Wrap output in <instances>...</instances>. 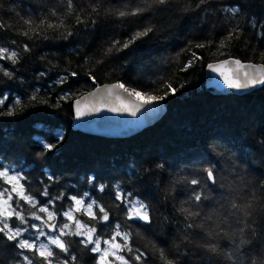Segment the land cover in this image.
Masks as SVG:
<instances>
[{
  "label": "trees",
  "instance_id": "obj_1",
  "mask_svg": "<svg viewBox=\"0 0 264 264\" xmlns=\"http://www.w3.org/2000/svg\"><path fill=\"white\" fill-rule=\"evenodd\" d=\"M84 2L73 0L77 9ZM115 2L99 0L102 8ZM195 5L196 0H181L175 10L145 19L143 23L129 25L127 29L118 27L114 18L108 17L98 21L95 30L91 26L85 30L83 25L77 26L74 16H70L65 24L78 35L68 40H44L20 35L22 30L27 29L23 20L31 18L38 22V17L46 16V9L52 6L62 11V0H0V21L6 25V30H0V46L16 49L20 53L19 63L15 65L7 60L0 61L5 68L14 72L11 80L0 74V94L7 93L9 101L12 96H19L25 102L22 112L19 107L16 109V116L0 117V163L15 165L17 170H23L29 178L25 187L39 201L38 207L49 198L64 193V199L55 204L59 214L62 206L69 204L68 196L77 195L79 198L82 193L89 192L109 210V224L122 215L123 206L117 208L118 202L112 199V186L119 183L123 191H131L134 197L143 199L150 209H155L152 224L129 222L140 233L137 236L136 231H133L134 248L148 251L147 242L154 241L166 250L170 249V258H174L178 264H231L215 254L206 253L204 249L185 246V231H190L197 239L203 232L199 228L186 230L183 227L186 217L174 209L179 208L180 202L187 198L191 189L183 183L173 184V181L180 177L200 178L204 175L203 168L213 166L218 179L223 177L221 182L227 186L221 188L209 184L206 190L208 199L203 200L199 209L202 217L204 213L211 214L215 209L224 213L220 217L223 222L216 229L219 236L214 233L207 239L217 243L223 252H231L236 247L233 241L238 243L243 235L245 239L252 240L244 248L248 255L264 251V188L260 186L264 184V173H256L253 169H264V86L245 97L248 103L256 101L261 113V121H255L257 128L253 142L248 145L251 151L258 153V157L254 155L252 160L247 155L249 148L242 144L243 135L238 123H231L229 129L225 126L215 137L210 134L216 128L215 121L209 122V133L203 132L205 127L198 131L204 113L209 110L203 109L204 104L196 100L201 96L206 102L202 94H207V101L213 98L206 90L199 93L198 89L201 86L204 88L206 65L227 58L216 53V48L219 41L226 37L229 28L239 25L242 31L238 36H233L230 42L226 41L228 47L221 51L243 62L264 64V37L258 35L264 28L253 29L249 26L253 18L258 24H264V0H212L210 13L206 16ZM232 5H239L240 13L232 15L221 11ZM149 25L156 29L149 37L137 40L127 50L117 52L113 49L112 53L105 54V49L113 39L123 41L134 31ZM48 35H52L51 31ZM12 40L16 41L15 45L11 43ZM209 40L212 41L211 47H195L196 43ZM23 44H28L31 52H24ZM193 52L203 59L194 60ZM190 60L194 66L186 72L181 71ZM41 72L46 75L41 76ZM72 72L78 75L72 77ZM87 73L96 77L95 83ZM60 76H67V82L57 84L56 80ZM115 82L148 90L156 96L168 93V84L177 91L175 95H167L164 100L168 104L164 119L138 136L109 140L75 132L72 129L74 101L99 85ZM35 89H39L38 99L48 100L49 104L28 105V98ZM192 92L196 93L191 96ZM65 93L74 95L67 102L60 101L62 107H53L58 97ZM232 101L238 103L241 101L240 96H234ZM8 106L6 103L4 107ZM190 117H193L190 123L194 128L188 122L184 123ZM154 128L172 135L171 143L160 144L158 136L150 141L149 133ZM57 130L63 132V142L53 151L38 155L44 150L37 139L54 143L51 134ZM191 133L197 141L180 148V143ZM212 147L216 153L209 150ZM246 158L250 161L248 165ZM45 171L54 180L49 181ZM92 176L108 186L104 193L96 191L95 185L89 182ZM44 185L48 186L49 197L40 195ZM233 195L235 198L232 199ZM232 202L239 206L252 204L255 207L258 213V217L255 216V236L247 231V235L238 231L240 225L236 227L238 218L235 219L238 211L231 208ZM94 211L98 217L101 215L95 208ZM74 214L85 223H94L82 212ZM61 219L56 223L59 224ZM216 220L217 217L213 216L208 224L215 227ZM12 226H16L14 219ZM96 227L97 235H100L105 225L96 224ZM30 235L31 232L26 237ZM103 238L108 237L105 235ZM64 239L72 243L70 252L59 254L60 259H69V264H96V254L84 249L78 243L79 237ZM101 246L104 247L103 239ZM17 251L0 236V264H16ZM54 251L58 253L57 249ZM71 255L77 256L76 262L70 260ZM149 259H152L151 255Z\"/></svg>",
  "mask_w": 264,
  "mask_h": 264
},
{
  "label": "snow or ice",
  "instance_id": "obj_2",
  "mask_svg": "<svg viewBox=\"0 0 264 264\" xmlns=\"http://www.w3.org/2000/svg\"><path fill=\"white\" fill-rule=\"evenodd\" d=\"M180 2L181 0H116L115 3H110L102 8L99 0H85L79 9H77L73 0H62V11H58L56 6H52L46 9V16L38 17V22L31 18L23 20V24L27 25V29L22 30L19 34L29 39L37 37L44 40H68L70 37L79 34L67 28L65 20L70 16H74L77 26L83 25L85 30L89 26L95 30L98 21L108 17L114 18L118 27L127 29L129 25L143 23L145 19H151L161 13L175 10ZM211 3L212 0H196L195 7L206 16L210 13ZM221 11L235 15L240 13V7L239 5H232L221 9ZM145 13L148 14L147 17H145ZM249 26L253 29L264 28V24H258L254 18L249 21ZM0 30H6V25L3 21H0ZM49 31L52 33L51 36L48 35ZM155 31V26L149 25L134 31L123 41L113 39L111 45L105 49V54L112 53L113 49L117 52L127 50L137 40L149 37ZM241 31L239 25L235 28H229L226 37L219 41L216 48V53H219L220 56H227V58L206 65L207 69L214 74L215 78L223 86L237 91L264 86V64L246 63L228 55L226 51H221L228 47L226 41L230 42L233 36H238ZM258 35L264 37V31L258 32ZM11 43L15 45L16 41L12 40ZM211 46L212 41L210 40L195 44L197 49ZM22 48L24 52H31L28 44H23ZM192 56L196 61L203 59V57L198 56L195 52L192 53ZM41 58L43 59V57ZM19 59L20 53L16 49L10 50L8 47L0 46V61L7 60L12 65H15L19 63ZM193 66L194 62L190 60L181 71L186 72ZM0 74L10 80L14 78V72L5 68L3 64H0ZM40 75L44 76L46 73L41 72ZM70 75L76 77L78 73L72 72ZM87 75L95 83L96 77L92 76L91 73H87ZM66 82L67 76H60L56 80L57 84H64ZM168 88V93L156 96L152 95L148 90L128 86L123 82L104 85L103 89L98 87L94 93H88L87 97L83 98L85 100L91 98L93 105L85 104L82 107L81 99L75 100L74 117L77 121H82L85 117L95 112H100L102 107H106L110 112H124L132 117H137L142 110L145 113H154L158 110L155 106L160 105L167 95L176 94L177 89L173 88L171 84H168ZM73 95V93H65L59 96L57 102L52 106L56 108L62 107L60 101L67 102L72 99ZM38 97L39 89H35L28 98V105L34 106L37 103L49 104L48 100L43 98L38 99ZM97 101L98 103H96ZM6 103L9 105L7 108L4 107ZM24 103L19 96H12L11 101H9L7 93L0 94V117L16 116L18 114L16 109L19 107L22 112ZM139 122L137 121V123ZM51 135H53L54 143L37 139V142L44 150L42 153H38V155L53 151L64 140L62 131L57 130ZM157 167H163V165H157ZM202 171L204 175L200 178L194 177L189 179L187 177H180L173 181V184L183 183L191 189L188 192L187 198L180 202L179 208L174 209V211H178L186 217L183 227L186 230L199 228L203 232V235L197 239L190 231H185L183 237L185 246L204 249L206 253L215 254L225 261L231 262V264H264V251L258 252L255 255H248L244 251V248L252 243L251 238L245 239L242 235L238 243L233 241L236 247L231 252H223L217 243L207 239V237H212L214 233L219 236V232L216 229L223 222L220 217L224 216V213L220 212L219 209H215L211 214L204 213L202 217L199 209L202 207L203 200L208 199V196L205 194L206 190L209 184L218 185L221 188L227 185L221 182L224 179L223 177L218 179L217 170L213 166L209 165L203 168ZM44 174L47 175L49 181L54 180V177L48 174L47 171ZM28 182L29 178L23 173L22 169L17 170L15 165L0 163V236L18 250L15 254L16 264H69V259H60L59 255L70 252L72 241H66L65 237H79L78 243L88 252L96 254V264H178L174 258H170V249L166 250L154 241L147 242L149 246L148 251L142 252L139 248L132 246L133 231H136L137 236H140V233L129 222L140 221L150 225L153 222L155 209H150L148 203L143 199L134 197L131 191H123L119 183L112 186V199L118 202L116 204L117 208H120L121 205L123 206L121 209L122 215L113 224H109V210L97 198L92 196L91 193L84 192L79 198L77 195L68 196L69 204L62 206V210L58 214L55 210V204L58 200L64 199V193H59L49 198L44 205L38 207L39 201L25 187V184ZM89 182L94 184L96 191L100 193H104L106 187H108L106 184L98 182L95 176L90 177ZM260 186L264 188V184ZM40 195L49 197L47 185L43 186ZM86 199L88 200L87 204H85ZM186 204L188 207H185ZM94 208L101 214L99 217ZM231 208L243 213V216L236 220V223L241 225L239 229L240 233L243 234L247 231L251 233V236H255V220L244 219V217L250 218L254 216L255 207L252 204L239 206L235 202H232ZM81 212L90 222L94 223H85L74 214ZM213 216L217 217L215 227L213 224H208V221L213 220ZM13 219L16 222L15 227L12 226ZM58 219H61L59 224L56 223ZM30 221H37L39 223H30ZM96 224L105 225L100 235H97ZM29 232H31V235L26 237V234ZM105 235L108 238H103ZM102 239L105 245L103 248L101 246ZM54 249H57L58 253ZM177 250H179L178 246ZM26 253H30L31 255ZM149 255L152 256V259H149ZM70 260L76 262L77 256L71 255Z\"/></svg>",
  "mask_w": 264,
  "mask_h": 264
},
{
  "label": "water",
  "instance_id": "obj_3",
  "mask_svg": "<svg viewBox=\"0 0 264 264\" xmlns=\"http://www.w3.org/2000/svg\"><path fill=\"white\" fill-rule=\"evenodd\" d=\"M109 84L112 83L104 85ZM104 85H99L93 90L77 98L81 99V106L84 107L85 104H88L90 106L93 105V100L91 98H89L88 100H85L83 98L87 97L88 93H94L98 87L103 89ZM257 88H251L249 90L241 91L227 89L219 80L215 78L214 74L209 69H207V67L205 69L204 89L212 96H247L254 93ZM96 103H98V101ZM155 107L158 109L156 112L145 113L142 110V112L139 113L137 117H132L124 112H110L106 107H102V110L100 112H95L92 115L85 117L82 121H77L74 117L72 129L78 133L97 136L109 140L132 138L142 133L143 131L155 126L166 116L168 112V104L166 102L163 101L160 105H157ZM137 121L140 122L137 123Z\"/></svg>",
  "mask_w": 264,
  "mask_h": 264
},
{
  "label": "rangeland",
  "instance_id": "obj_4",
  "mask_svg": "<svg viewBox=\"0 0 264 264\" xmlns=\"http://www.w3.org/2000/svg\"><path fill=\"white\" fill-rule=\"evenodd\" d=\"M198 90H199L198 91L199 93H204L205 89L201 86V87H199ZM194 93H196V92H192L191 96ZM247 96H249V95H247ZM229 97H231L232 99L229 98ZM245 97L246 96H240V100L241 101H239L238 103H235L234 101H232L234 99L233 95H229V96H219V95L218 96H213L212 100H208L207 101V94H202V98L206 102H203V100L201 99V96L198 97V99H196V100H200V102H202L204 104V107L202 106L203 109H206V110L208 109L210 113L209 112L208 113L207 112L204 113L203 119L199 123L200 128H199L198 131H201L205 127V129H203V132L209 133L208 132V130H209L208 124H209V122L215 121L216 122V124H215L216 128H215V130H213V132L212 131L210 132V134L213 137H215V135L221 129L226 128L225 126L228 127L227 129H229L231 123H238L240 128H241V134L243 135L242 144H243V146H245V148H249V151L247 152V155L252 160L254 155L257 156L258 153L254 152V150L251 151L250 150L251 147L248 146V145L253 142V139L255 137L254 134H255V131H256V128H257L256 124H255V121H261V117H260L261 113H260V110H259L257 102L255 101L256 103L255 102L248 103L247 101H245ZM263 110H264V108H263ZM192 118L193 117L188 118L187 121L184 122V123L188 122L194 128L193 124L190 123V122L193 121ZM175 130H176L177 133H180L176 128H175ZM145 131H143L142 133H144ZM142 133H140V134H142ZM140 134H138V135H140ZM149 134H150L149 135L150 136V141L155 140L156 136H158V137H160V140L158 141V142H160V144L162 143V144L165 145V144L171 143L170 139L172 138V135L164 133L163 130H159L157 128H154V129H152L150 131ZM138 135H136V136H138ZM191 135H193V133H191L190 136L187 135L183 139V141L180 143V145H181L180 148H183L185 146H189L191 142L197 141V139L193 138V136H191ZM210 145H212V144H210ZM209 150L210 151L212 150V152L216 153V149L214 147H212V149L209 148ZM244 152H245V150H244ZM249 162L250 161L247 160V158H246L247 165H248ZM260 163H262V162L260 161ZM253 169L256 171V173H259V172H263L264 173V169H263V171H260L258 169V167H253ZM259 174H261V173H259ZM233 198H235V195L232 196V199ZM235 216H236L235 219H237V218L239 219L240 217L243 216V213L242 212H237ZM255 216L258 217L257 211H255V214H254L253 217H250V218L249 217H244V219H249V220L254 219L255 222H256V217ZM236 227H238V224L236 225ZM240 227H241V225L239 226V229H240ZM245 235H247L246 232H245ZM104 247H105V245H104Z\"/></svg>",
  "mask_w": 264,
  "mask_h": 264
}]
</instances>
